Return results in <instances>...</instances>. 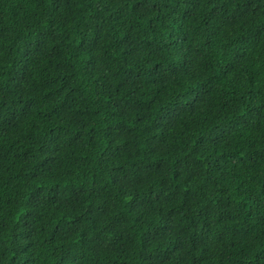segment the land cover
<instances>
[{
	"label": "trees",
	"instance_id": "trees-1",
	"mask_svg": "<svg viewBox=\"0 0 264 264\" xmlns=\"http://www.w3.org/2000/svg\"><path fill=\"white\" fill-rule=\"evenodd\" d=\"M0 264H264V0H0Z\"/></svg>",
	"mask_w": 264,
	"mask_h": 264
}]
</instances>
